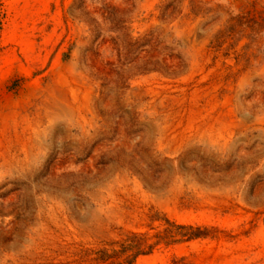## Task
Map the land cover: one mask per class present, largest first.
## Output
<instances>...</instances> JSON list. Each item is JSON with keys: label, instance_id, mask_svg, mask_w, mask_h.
Listing matches in <instances>:
<instances>
[{"label": "rangeland", "instance_id": "obj_1", "mask_svg": "<svg viewBox=\"0 0 264 264\" xmlns=\"http://www.w3.org/2000/svg\"><path fill=\"white\" fill-rule=\"evenodd\" d=\"M165 219L206 236L132 264H264V0H0V264Z\"/></svg>", "mask_w": 264, "mask_h": 264}, {"label": "trees", "instance_id": "obj_2", "mask_svg": "<svg viewBox=\"0 0 264 264\" xmlns=\"http://www.w3.org/2000/svg\"><path fill=\"white\" fill-rule=\"evenodd\" d=\"M128 2L131 0H127ZM101 16L104 20L111 23L120 24L121 29L124 28L126 20L123 16V10L112 7L111 5L105 4L101 9ZM123 36L126 34L122 33ZM126 36V35H125ZM160 218H156L154 221H159ZM165 229L162 233H159L156 237L158 241L154 244H147L143 237L132 236L128 238L124 243L121 244V250L113 251V254L108 255L107 252H103L100 259L108 261L116 257H123L127 255L128 264H132L134 260L140 255H146L151 253L156 246L163 241H170L171 243L191 241L206 236L205 230L201 227H195L193 225H183L171 222L165 219Z\"/></svg>", "mask_w": 264, "mask_h": 264}]
</instances>
